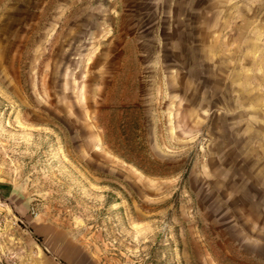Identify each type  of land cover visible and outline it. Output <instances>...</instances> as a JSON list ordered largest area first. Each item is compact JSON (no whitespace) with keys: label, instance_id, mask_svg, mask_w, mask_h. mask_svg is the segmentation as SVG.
<instances>
[{"label":"rangeland","instance_id":"rangeland-1","mask_svg":"<svg viewBox=\"0 0 264 264\" xmlns=\"http://www.w3.org/2000/svg\"><path fill=\"white\" fill-rule=\"evenodd\" d=\"M0 264H264V0H0Z\"/></svg>","mask_w":264,"mask_h":264},{"label":"trees","instance_id":"trees-1","mask_svg":"<svg viewBox=\"0 0 264 264\" xmlns=\"http://www.w3.org/2000/svg\"><path fill=\"white\" fill-rule=\"evenodd\" d=\"M0 185H5V184H3V183L0 182Z\"/></svg>","mask_w":264,"mask_h":264}]
</instances>
